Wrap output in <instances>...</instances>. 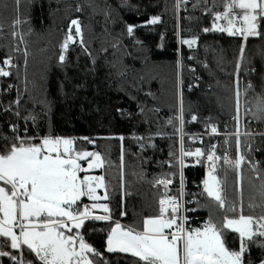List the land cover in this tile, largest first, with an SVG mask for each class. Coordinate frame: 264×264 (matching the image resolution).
Here are the masks:
<instances>
[{"label":"trees","instance_id":"trees-1","mask_svg":"<svg viewBox=\"0 0 264 264\" xmlns=\"http://www.w3.org/2000/svg\"><path fill=\"white\" fill-rule=\"evenodd\" d=\"M221 2L216 0L217 4ZM121 3L122 0H32L30 4L29 0H20L17 8L16 0H0V61L11 54L13 64L19 66L18 72L12 70V76L0 77V127L7 131V121L17 120L11 113H4L3 107L17 97L14 89L7 91L8 85L17 83L22 93L25 77L27 90L20 102L21 116L35 115L41 136L51 133L96 138L94 146L77 139V147L100 151L112 162L108 177L110 191L113 185L117 189L113 193L114 218L126 225L139 226L144 216L157 211L161 193L152 182L172 171L177 172L174 180L179 181L178 167L170 169L167 162L172 159L176 163L170 152L175 157L180 155V124L175 118L179 115L181 96L185 121H190L192 114L199 116L198 122L184 124V134L204 130V121L209 116L220 129L228 127L235 131L236 122L232 118L236 102L235 63L242 41L226 34L202 33L200 29L210 26L211 18L203 14L202 5L193 9L197 0H190L187 11L182 8L179 12L175 9L176 0H127L134 7H121ZM78 5L80 11H76ZM93 9L100 13L94 14ZM154 15H160L162 23L147 24ZM17 18L27 22L14 27ZM74 18L81 22L84 46L79 42L70 44L61 64V44ZM128 24L138 25L131 37L126 32ZM13 32L17 35L13 36ZM194 34L200 36L198 45L189 49L180 44L181 37L190 38ZM137 40L143 41V45L137 44ZM247 67L255 68L256 72L246 74ZM191 68L196 71H190ZM262 74L264 39L250 38L240 78L244 75L259 93ZM149 92L153 95H146ZM249 95L252 99L254 94ZM140 108L144 109L143 114ZM19 123L23 128L24 121ZM28 125L29 134H35L37 128L31 121ZM250 130L264 131V125L256 122ZM119 136L125 137L124 178L130 193L126 197L119 187ZM135 137H143L144 141ZM232 139L235 151V138ZM241 139L243 144L247 142L243 136ZM141 143L145 145L143 150ZM253 158L264 162V152L254 153ZM245 170H249L247 166L243 170L242 189L235 178H230L227 194L229 200L239 205L242 191L247 211L250 202H260L261 181L250 170L246 175ZM204 174L203 164L184 168L187 193L196 192L202 206L188 215L195 225L205 222L209 212L215 217L220 215L216 205L201 195L202 189L193 186ZM121 210L127 215L119 216ZM102 235H97L94 246H101ZM105 258L111 264H132L134 259L122 253H105Z\"/></svg>","mask_w":264,"mask_h":264},{"label":"snow or ice","instance_id":"snow-or-ice-1","mask_svg":"<svg viewBox=\"0 0 264 264\" xmlns=\"http://www.w3.org/2000/svg\"><path fill=\"white\" fill-rule=\"evenodd\" d=\"M188 2L176 0V11L182 8L187 11ZM19 4L20 0H16L17 8ZM201 5L203 14L211 18L210 26L200 29L202 33H221L242 41L235 63L236 102L232 118L236 128L231 134L225 133L228 139L235 138V156L231 154L230 145L219 155L216 144L207 148L197 147L194 151L185 150L182 135L180 155L175 157L169 153L176 163L172 159L167 162L170 169H179L176 193L172 194L171 189L176 171L157 177L152 182L153 187L164 189L158 199L157 211L144 216L139 226L125 225L114 218L113 193L117 189L113 185L110 191L111 181L108 177L112 162L100 151L77 147V139L94 146L96 138L55 136L51 133L41 136L37 117L31 113L21 116V96L17 89L15 101L3 107L4 113H11L17 120L7 121V131L0 127V264H111L105 258V253L128 254L134 258L132 264H264V162L253 158L254 153L264 152V131L250 130L252 121L264 125V74L261 76L262 90L259 93L251 81L244 88L246 128L243 133L240 131V74L249 39H264V0H222L220 4L216 0H197L193 9ZM125 6L134 7L127 0H122L121 7ZM80 10L78 5L76 11ZM196 19L199 20L198 17ZM26 22L17 18L13 26ZM160 23V15H154L147 21L153 26ZM136 27L138 25H126L130 37L134 35ZM12 35L16 36L17 33L13 32ZM83 36L80 20L72 19L61 44V64L66 60L65 53L70 44L79 42L84 46ZM199 40V34H194L190 38L181 37L179 42L192 49ZM136 43L143 45L141 40ZM84 50L87 52L86 47ZM24 55L27 57V51ZM204 67L208 65L204 64ZM13 69L18 72L19 66L13 64L12 56L8 54L0 61V77L12 76ZM190 71L195 72L196 69L191 68ZM255 72V68L249 67L246 74ZM195 86L199 87L198 84ZM14 87L9 84L7 91ZM249 92L254 94L251 100L247 99ZM146 95L153 94L149 92ZM118 111L124 114L123 110ZM143 111L140 108L141 114ZM184 114L181 96L179 115L175 118L179 121L181 133L186 122L199 121L197 114H192L190 121H185ZM20 120L24 121L23 128ZM29 121L37 128L35 134H29ZM211 121L210 116L205 119V131L210 129V137L218 136L219 129ZM169 123H172L171 119ZM242 136L247 141L243 144V150ZM117 139L121 141L119 187L126 197L130 193L126 190L124 178L125 137L119 136ZM135 139L144 141L143 137ZM228 139L225 144H228ZM254 144L257 145L255 148ZM140 147L143 150L145 145L141 143ZM188 157H194L197 164L207 162V170L201 181V195L213 202L220 213L219 218H213L212 212H209L208 219L197 227L190 226L188 213H195L202 206L200 200L196 199V193L185 191L183 169L187 166L185 160ZM245 165L261 181L260 202H250L247 211L242 191L238 205L236 201L229 200L226 188L228 173L234 172L237 185L242 189ZM221 173L224 174L223 179ZM140 178H144L143 173ZM186 196L193 199H185ZM123 203L121 199V206ZM189 204L197 207L190 208L187 206ZM126 215V211H119V216ZM98 234H103L100 247L94 246L93 242Z\"/></svg>","mask_w":264,"mask_h":264},{"label":"built area","instance_id":"built-area-1","mask_svg":"<svg viewBox=\"0 0 264 264\" xmlns=\"http://www.w3.org/2000/svg\"><path fill=\"white\" fill-rule=\"evenodd\" d=\"M189 2H190V0H189ZM248 68L249 67H247V70H248ZM247 83H248V79L243 75L240 78V91H241L240 105H241V124H242V130H240L241 133H243L245 131V127H246V120L244 117L245 96L243 94V91H244V88H245ZM247 99L251 100V95H248ZM255 123H256V121H252V124H255ZM218 129H219L220 134L218 136H211V137L208 134V132H210V129L208 130V132H206L205 128H204V130H202L200 132H192V133H188V134L181 133V131H180V147H179V150L181 148V136L183 135V147L185 150L190 149V150L194 151L195 148H197V147L207 148L211 144H216L218 146L217 147V154L219 155V154H222L224 149L230 145L231 146V148H230L231 154L234 155L235 151H234V148L232 145L233 139L232 138L228 139V137L225 135L226 132L228 134H231L234 132V130H230L228 127H226V129H224V130L220 129L219 127H218ZM184 137L186 138V142L184 141ZM201 139L203 140V143H201ZM226 139H228V144H225ZM185 164L191 165V166L199 165L196 163V160L194 157L186 158ZM203 166L205 168V173H206V170H207V162L206 161L203 163ZM183 173H184V169H183ZM94 174H98V173H94ZM204 176H205V174H204ZM204 176L202 178H200L199 181L193 183V186L195 188L202 189L201 181L204 178ZM184 177H185V175H184ZM185 181H186V179H185ZM197 185H200V187H197ZM177 188H179V181L177 182L174 180V184L171 186L172 194L176 193ZM186 189H187V186H185V191H186ZM159 190L161 193H163V191H164V189L162 187ZM191 193H196V192H191ZM185 199L191 200V199H193V197L192 196H186ZM196 199H198V195L196 196ZM187 206L190 208L196 207V205H194V204H189ZM189 213H192V212H189ZM189 213H188V215H189Z\"/></svg>","mask_w":264,"mask_h":264},{"label":"rangeland","instance_id":"rangeland-1","mask_svg":"<svg viewBox=\"0 0 264 264\" xmlns=\"http://www.w3.org/2000/svg\"><path fill=\"white\" fill-rule=\"evenodd\" d=\"M98 9H100V7H98ZM93 11V13L95 14H98V13H100V12H98V11H96V9H93L92 10ZM74 19H77V18H74ZM196 46V45H195ZM194 47V46H193ZM10 84H12V85H15V87L13 88L14 90V92H17V89H20V85H18L17 83H10ZM22 87H23V91L25 92V89H26V80H25V77H23V81H22ZM2 90V87H0V91ZM23 91H22V93H20V91H19V93H20V96H21V98L24 96V94H23ZM246 128V127H245ZM240 130H242V124H241V122H240ZM245 142V141H244ZM242 150H243V142H242ZM235 156V154L233 155V157ZM245 166H247V165H245ZM245 173H246V175H248V173H249V170H245ZM94 174V173H93ZM221 175V178L223 179V176H224V174L223 173H221L220 174ZM255 179H256V177H255V175L253 176ZM230 178H235L236 179V183H237V177H236V174L234 173V172H229L228 173V176H227V183H226V188H229V179ZM260 181V180H259ZM239 187V186H238ZM229 197V196H228ZM213 218H219V216L218 217H215V216H213ZM190 225H192V226H194V224H192L191 222H190Z\"/></svg>","mask_w":264,"mask_h":264},{"label":"crops","instance_id":"crops-1","mask_svg":"<svg viewBox=\"0 0 264 264\" xmlns=\"http://www.w3.org/2000/svg\"><path fill=\"white\" fill-rule=\"evenodd\" d=\"M89 151H96V150L90 149ZM202 223H203V222H202ZM202 223H201V224H202ZM201 224H200V225H201ZM125 225H126V224H125ZM200 225H198V224L195 225V224H194V226H192V225H190V226H191V227H197V226H200Z\"/></svg>","mask_w":264,"mask_h":264},{"label":"bare ground","instance_id":"bare-ground-1","mask_svg":"<svg viewBox=\"0 0 264 264\" xmlns=\"http://www.w3.org/2000/svg\"><path fill=\"white\" fill-rule=\"evenodd\" d=\"M186 191H187V189H186ZM161 193V192H160ZM123 224V223H122Z\"/></svg>","mask_w":264,"mask_h":264}]
</instances>
